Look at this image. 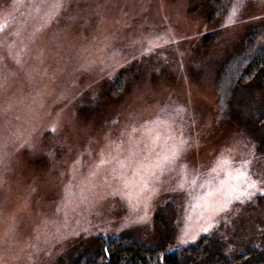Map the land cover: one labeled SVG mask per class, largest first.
<instances>
[{
	"label": "rangeland",
	"instance_id": "rangeland-1",
	"mask_svg": "<svg viewBox=\"0 0 264 264\" xmlns=\"http://www.w3.org/2000/svg\"><path fill=\"white\" fill-rule=\"evenodd\" d=\"M219 2L0 0V264L152 250L159 214L170 251L264 247V123L232 95L264 0Z\"/></svg>",
	"mask_w": 264,
	"mask_h": 264
},
{
	"label": "trees",
	"instance_id": "trees-1",
	"mask_svg": "<svg viewBox=\"0 0 264 264\" xmlns=\"http://www.w3.org/2000/svg\"><path fill=\"white\" fill-rule=\"evenodd\" d=\"M215 4L213 17L221 11L219 0H214ZM258 36L264 39V28L252 40L256 42L249 56L253 61L241 75L232 95H236L234 104L241 110V118L247 114L244 106L251 107L258 110L260 122L264 123V114L259 113L264 110V40L258 45ZM168 219L167 214L157 216V229L168 237L167 242L158 248L144 249L131 233L108 235L110 237L99 235L94 240L95 246L81 253L72 264H264V247L249 246L251 248H246L244 253L233 252L223 240L214 235L202 238L196 246L170 251L173 230L168 226Z\"/></svg>",
	"mask_w": 264,
	"mask_h": 264
},
{
	"label": "snow or ice",
	"instance_id": "snow-or-ice-1",
	"mask_svg": "<svg viewBox=\"0 0 264 264\" xmlns=\"http://www.w3.org/2000/svg\"><path fill=\"white\" fill-rule=\"evenodd\" d=\"M175 155V154H174ZM250 161H244L243 165H242V169L245 168L246 166L250 165ZM239 171V175L244 176L245 178H247L249 176V171L248 170H238ZM254 186V185H251ZM237 200H239L240 203H244L243 200L240 199V197H236ZM248 199H251V195L248 196ZM231 203V201L229 202ZM223 210H228L227 208L223 209ZM206 230V229H205Z\"/></svg>",
	"mask_w": 264,
	"mask_h": 264
}]
</instances>
